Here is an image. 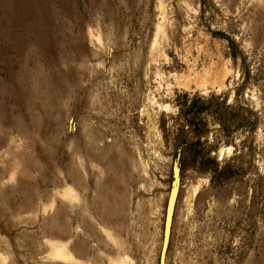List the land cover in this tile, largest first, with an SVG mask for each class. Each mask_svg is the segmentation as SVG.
<instances>
[{"label": "rangeland", "instance_id": "374dc122", "mask_svg": "<svg viewBox=\"0 0 264 264\" xmlns=\"http://www.w3.org/2000/svg\"><path fill=\"white\" fill-rule=\"evenodd\" d=\"M264 264V0H0V264Z\"/></svg>", "mask_w": 264, "mask_h": 264}, {"label": "water", "instance_id": "95a60500", "mask_svg": "<svg viewBox=\"0 0 264 264\" xmlns=\"http://www.w3.org/2000/svg\"><path fill=\"white\" fill-rule=\"evenodd\" d=\"M180 182V166L178 163L175 164L174 168V182L170 189L164 221V232H163V243L160 254V264H166L167 252L170 244L171 230L173 224V217L175 213V206L177 202Z\"/></svg>", "mask_w": 264, "mask_h": 264}]
</instances>
